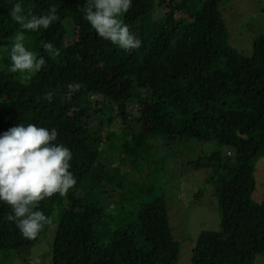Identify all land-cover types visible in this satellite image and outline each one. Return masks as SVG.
<instances>
[{
    "label": "trees",
    "instance_id": "1",
    "mask_svg": "<svg viewBox=\"0 0 264 264\" xmlns=\"http://www.w3.org/2000/svg\"><path fill=\"white\" fill-rule=\"evenodd\" d=\"M17 2L37 15L54 6L60 16L49 29L25 34L26 48L47 61L34 75L9 71ZM84 2L0 0V50H7L0 133L18 123L55 127L74 156L76 186L40 204L53 218L44 230L56 225L51 264H177L182 242L163 185L167 157L203 170L220 210V228L200 232L190 264H264V198H253L264 157V32L244 54L231 42L226 0H132L122 19L142 46L125 51L92 29ZM42 42L61 54L49 56ZM119 134L123 141L110 149ZM197 141L214 148L188 159L172 149ZM118 169L127 185L112 184ZM10 212L0 202V264H29L31 255L16 253L29 254L44 230L25 239Z\"/></svg>",
    "mask_w": 264,
    "mask_h": 264
},
{
    "label": "clouds",
    "instance_id": "2",
    "mask_svg": "<svg viewBox=\"0 0 264 264\" xmlns=\"http://www.w3.org/2000/svg\"><path fill=\"white\" fill-rule=\"evenodd\" d=\"M131 7L132 0H85L81 11L100 38L129 51L142 46L122 19ZM10 16L19 29L11 38L9 71L34 75L47 61L26 48L25 34L49 29L60 16L54 6L37 15L19 2L13 4ZM42 46L53 58L61 54L52 42H42ZM73 91L68 92V100ZM58 135L55 127L49 130L32 123H18L0 133V202L10 207L7 220L14 222L28 240H35L45 226L53 224V218L40 210L41 202L57 193L65 196L77 184L71 171L73 153L58 142ZM29 264L42 262L35 257L30 258Z\"/></svg>",
    "mask_w": 264,
    "mask_h": 264
},
{
    "label": "rangeland",
    "instance_id": "3",
    "mask_svg": "<svg viewBox=\"0 0 264 264\" xmlns=\"http://www.w3.org/2000/svg\"><path fill=\"white\" fill-rule=\"evenodd\" d=\"M224 4V14L227 18L229 28L232 30V44L244 54L252 53V40L264 32V0H226ZM30 41L32 44L31 39ZM29 49L30 51H34L32 47ZM6 51L4 49L0 50V66L3 61L4 52ZM92 122V125H89V127H96L94 124H97V121L94 120ZM117 137L119 140L110 149H114L119 142L123 141L122 134H119ZM152 141L154 144H160H158V148L164 146L163 143L155 139ZM197 143L198 147L193 144L190 147H173L172 149L175 152L178 151V157L188 159L191 157L196 158L201 152L208 154L214 148L212 143L198 141ZM110 152L116 157L120 154L117 150H110ZM166 163L168 176L164 177L163 185L165 186L169 201L168 205L174 233L182 242V250L177 264H190L192 250L200 232L207 229L220 228L221 217L217 197L214 195L211 186L203 184V170L187 169L185 163L180 165L179 160H175L173 157H167ZM175 163L178 164L176 165ZM118 171L119 169L117 170V180L112 184L116 185L119 181L126 180L125 185H127L128 176L126 175L123 180V177L118 174ZM138 174L140 173L133 170L132 177ZM158 180L161 182L160 179ZM256 180L257 187L253 198L261 201L264 198V157L257 163ZM132 183L134 184V182ZM200 189H204L205 193L197 197ZM173 208H175V212L179 213L180 218L177 224L172 222L171 212ZM55 231L56 225L44 230L38 242L31 248L29 254L27 250L23 251V253L17 252L16 254L21 255L20 258L24 255H31V258L38 257L42 264H51V252ZM14 264L21 263L14 262Z\"/></svg>",
    "mask_w": 264,
    "mask_h": 264
}]
</instances>
